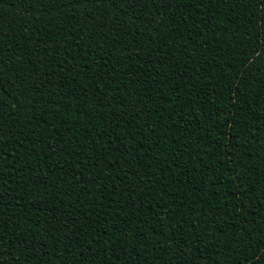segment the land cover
Instances as JSON below:
<instances>
[{
    "label": "trees",
    "instance_id": "trees-1",
    "mask_svg": "<svg viewBox=\"0 0 264 264\" xmlns=\"http://www.w3.org/2000/svg\"><path fill=\"white\" fill-rule=\"evenodd\" d=\"M0 264H264V0H0Z\"/></svg>",
    "mask_w": 264,
    "mask_h": 264
}]
</instances>
